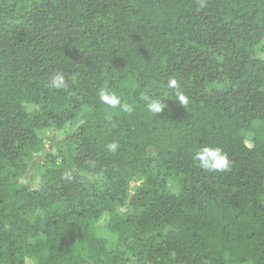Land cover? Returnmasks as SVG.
<instances>
[{
  "label": "trees",
  "instance_id": "trees-1",
  "mask_svg": "<svg viewBox=\"0 0 264 264\" xmlns=\"http://www.w3.org/2000/svg\"><path fill=\"white\" fill-rule=\"evenodd\" d=\"M263 42L264 0H0V264H264ZM77 117L48 153L39 132ZM204 146L231 168L201 169ZM105 213L122 248L97 235Z\"/></svg>",
  "mask_w": 264,
  "mask_h": 264
},
{
  "label": "rangeland",
  "instance_id": "rangeland-1",
  "mask_svg": "<svg viewBox=\"0 0 264 264\" xmlns=\"http://www.w3.org/2000/svg\"><path fill=\"white\" fill-rule=\"evenodd\" d=\"M263 47H264V42L257 50V53L259 55L263 54ZM222 88L225 90L229 89L228 85H225ZM77 102L78 100L75 99L74 103L76 104ZM29 109H32V108L30 107ZM79 124H80V119L79 117H77L76 120L72 122V124L68 125L66 128L62 130L45 129V130L40 131L39 135L42 136L47 142L46 145H47L48 153L57 154V151H58L57 146L67 142L70 134L72 133L74 129L78 127ZM243 135L248 140L252 138V134L248 132H243ZM248 144L251 145L250 142H248ZM46 160L47 159L45 157V154L36 155L34 158V162L28 171L26 181L34 189H39L41 186L44 169L46 168L47 165H49L46 163ZM139 184H141L140 180L134 181L131 184V187H130L131 190L137 187ZM168 187L174 194L178 195L180 193V189L174 180H168ZM130 209H131L130 204H128L126 206L119 207L118 211L121 214H124L130 211ZM109 220H110L109 213H105L101 217L99 222L96 224L97 235L108 241V247L110 249L122 248V246L119 243L117 235L112 234L109 231ZM26 264H37V261L28 259ZM128 264H139V263L134 258L130 257Z\"/></svg>",
  "mask_w": 264,
  "mask_h": 264
},
{
  "label": "clouds",
  "instance_id": "clouds-1",
  "mask_svg": "<svg viewBox=\"0 0 264 264\" xmlns=\"http://www.w3.org/2000/svg\"><path fill=\"white\" fill-rule=\"evenodd\" d=\"M200 7L206 6V0H198ZM50 86L55 89H61L66 87V81L62 72H56L50 78ZM170 87L177 89L176 96L179 103L183 106L187 104V98L182 92L179 91V85L176 81L169 82ZM99 99L101 102L106 103L112 108H119L126 113H132L134 108L131 104L122 102L121 98L108 89H102L99 93ZM166 97H158L150 99L147 103V109L149 112L158 115L166 108ZM110 151L115 152L117 144L111 143L108 145ZM194 159L198 162V166L206 172H226L231 168V161L226 153L219 147L204 146L195 154Z\"/></svg>",
  "mask_w": 264,
  "mask_h": 264
}]
</instances>
